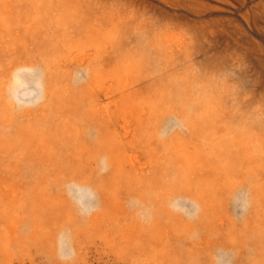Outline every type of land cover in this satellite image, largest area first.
<instances>
[{
    "label": "rangeland",
    "instance_id": "rangeland-1",
    "mask_svg": "<svg viewBox=\"0 0 264 264\" xmlns=\"http://www.w3.org/2000/svg\"><path fill=\"white\" fill-rule=\"evenodd\" d=\"M0 264H264V0H0Z\"/></svg>",
    "mask_w": 264,
    "mask_h": 264
},
{
    "label": "clouds",
    "instance_id": "clouds-1",
    "mask_svg": "<svg viewBox=\"0 0 264 264\" xmlns=\"http://www.w3.org/2000/svg\"><path fill=\"white\" fill-rule=\"evenodd\" d=\"M106 170H107L106 168L105 169H101V174H103V172L106 171Z\"/></svg>",
    "mask_w": 264,
    "mask_h": 264
}]
</instances>
